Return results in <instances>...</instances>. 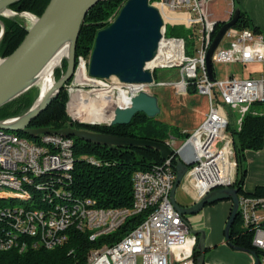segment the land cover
Wrapping results in <instances>:
<instances>
[{"label":"built area","instance_id":"2783aa9c","mask_svg":"<svg viewBox=\"0 0 264 264\" xmlns=\"http://www.w3.org/2000/svg\"><path fill=\"white\" fill-rule=\"evenodd\" d=\"M210 1L155 0L150 2L159 10L163 26L157 50L145 66L151 69L152 74L156 67L177 66L179 77L176 80L156 81L153 77L150 83H126L114 76L99 78L90 75H87L88 80H86L87 83L102 84L103 90H107L111 96L116 95L118 88L126 90V93L132 96L141 90L151 92V89L158 85H172L177 91H187L190 83H193L196 90L206 96L208 105L202 121L177 145V137L172 135L166 142L172 148L176 158L187 164L181 184H189L192 187L194 201L199 200L212 188L232 186L235 177L233 134L227 128L230 119L220 112L216 102L238 107L242 115L249 110L253 113L260 112L252 107V103H264V36L250 27L235 25L229 27L214 49L211 60L212 64L214 61L259 63L260 74L242 77L231 73L225 78L218 79L213 72L214 78H209L205 56L213 39L212 32L216 21L211 19L208 11ZM168 22L196 29L198 42L193 46V53L188 52L186 41L182 36L165 35ZM88 60L89 58L78 56L76 68L86 69ZM67 90L69 97L72 92L82 91V89L70 90L68 87ZM44 133L52 137V142L61 143L60 151H42L41 145L18 139V143H23V150H16V144L1 143L0 159L6 167L9 165L22 167V161H33V167L38 168L47 167L56 161H67L68 157L74 156L73 139L70 135ZM0 134H2L1 131ZM171 157L172 153L163 158L162 162L156 163L154 173H146L141 169L134 171L131 204L109 207L113 213L112 225L105 226L111 228L117 224L123 218L124 207L135 209V202H142V206L157 204L156 216L144 217L136 225L134 233L127 236L125 242L111 245V253L93 260L92 264H194L193 248L196 235L190 232V225L174 207L170 197L176 175ZM57 176L70 179L71 174ZM143 190H150L151 201H142ZM54 192L61 191L57 188ZM46 196L49 200V193H46ZM87 197L86 213L81 218L82 230L86 224H93L94 209L101 208V206H93L91 197ZM68 210L55 206L53 211L38 213L30 210L18 211L12 206H5L0 208V216H6L7 223L14 224L15 228L17 225H24L27 230L29 227H34L35 216L52 215L55 230H48L46 226L45 239L41 245L50 247L57 245V238L62 237V231L68 228L64 227V217ZM237 212L241 225L249 227L252 231V244L264 252V224H262L264 195L238 194ZM103 224H105L104 219ZM8 239V235L0 232V245L7 244ZM259 258L260 264H264V257L259 256Z\"/></svg>","mask_w":264,"mask_h":264},{"label":"trees","instance_id":"16d2710c","mask_svg":"<svg viewBox=\"0 0 264 264\" xmlns=\"http://www.w3.org/2000/svg\"><path fill=\"white\" fill-rule=\"evenodd\" d=\"M48 2L49 0H16L9 4L8 7L14 11V15H0L1 57L9 54L27 33L28 26L22 13L30 12L40 15ZM124 2L125 0H98L87 10L76 38L75 63H77L80 55L85 58L89 57L97 30L113 19ZM223 22V20L215 21L213 36ZM235 26H247L255 32H261L258 25L241 9H239V17ZM63 66H66L65 60H63ZM57 74H59V71H57ZM71 79L72 77L65 83H68ZM188 90H196L193 83L188 85ZM154 94L156 93L154 92ZM67 100V84H64L47 106L31 118L28 126H48L53 129H59L72 125L92 131L156 141L167 142L169 139V137L164 135V125L159 124L153 117L146 115L143 111L136 112L127 123L72 122L66 109ZM30 102L31 98L27 96L5 102L0 106V118L14 115L27 109ZM68 106L71 108L70 101H68ZM252 107L258 108L260 112L246 111L241 116V122L238 127L230 124L227 127L233 134V147L236 159L235 177L232 186L237 188V194L239 195L242 193L264 195V185H257L252 191H247L243 188L244 175L246 173L245 151L249 149L257 150L264 144V103L254 102ZM13 132L11 133L19 137L22 134L30 136L20 130H14ZM181 133L187 136L190 131L185 130L181 131ZM70 136L73 139L75 160L66 167L67 170L62 168L61 170L48 171L38 177L36 176V178H32L31 183H25L20 190H16L11 200H18L19 206L23 208H40L46 206L49 201L54 202L56 194L64 197L62 195L69 193L70 197L74 199H83L90 196L95 206H101L103 209L129 206L132 200V175L134 171L150 169L156 163L163 161L160 150L155 147L104 144L85 140L75 135ZM87 157L94 158V161L89 160ZM176 159V155L172 152L171 160L173 164ZM3 168L4 166L0 161V170ZM58 174H71V177L70 179H62L57 176ZM2 187L6 186L0 185V188ZM57 188L62 193L54 192ZM46 193H49V200H47ZM0 206H2L0 208H5V206L10 205ZM146 216L147 213L145 211L138 214L134 213V215L131 214V216L126 217L127 219L116 230L114 229L111 233L107 232L108 234H100L99 237H95L93 240L89 236V231L84 230V232L74 226H69L70 228L66 229V240L61 244L55 245L56 247L50 248L41 246L42 244L32 237L21 235L16 244L4 249V251H0V264H87L92 251L103 250L115 244L134 229ZM262 224H264V221ZM251 237V229L241 225L240 216L237 212L230 226L229 240L234 245L243 248H253L259 256L264 257V252L252 244ZM35 244L38 247H34ZM206 251L207 247H205ZM199 254V249L195 244L193 248L194 259Z\"/></svg>","mask_w":264,"mask_h":264},{"label":"water","instance_id":"95a60500","mask_svg":"<svg viewBox=\"0 0 264 264\" xmlns=\"http://www.w3.org/2000/svg\"><path fill=\"white\" fill-rule=\"evenodd\" d=\"M16 0H0V5L8 8ZM98 0H49L48 4L27 29L22 41L7 55L0 56V106L11 100L26 87V79L38 72L51 57L59 45L69 39L70 48L66 58V69L54 80L53 85L22 114L0 119V128L20 130L36 137L39 133L55 132L62 135H75L85 140L114 145H142L160 150L162 158L172 153V148L164 141L139 137L116 135L67 125L59 129L48 126L29 127L28 123L42 111L57 94L75 71V43L81 23L87 10ZM14 13V12H13ZM239 17V8H235L230 17L215 32L206 56L205 65L210 79L214 78L211 56L220 43L225 31L235 25ZM163 19L157 7L149 0H125L113 19L97 30L89 55L87 70L90 76L99 78L116 77L126 83H150L153 74L146 62L155 54L162 36ZM37 100V99H36ZM138 111L152 117L160 111L158 97L153 92L141 90L130 96L127 105L113 108L112 117L106 122L127 123ZM176 175L170 191L174 207L187 220L190 214L198 212L205 204L229 199L231 206L224 225L227 243L235 249H241L251 255L252 264H260L255 249L234 245L229 240L230 226L237 214L238 190L234 186H220L207 191L199 200L183 205L175 199V190L181 182L187 164L176 159L173 164ZM190 232L198 235L199 256L195 264H204L205 231L190 225Z\"/></svg>","mask_w":264,"mask_h":264},{"label":"bare ground","instance_id":"6f19581e","mask_svg":"<svg viewBox=\"0 0 264 264\" xmlns=\"http://www.w3.org/2000/svg\"><path fill=\"white\" fill-rule=\"evenodd\" d=\"M10 11L0 5V15L7 14ZM70 48V40L67 39L63 41L59 47L54 51L51 57L46 61L43 67L26 79V87L33 84H38L40 89V96L36 103L40 101L45 92L48 91L53 85V73L55 68L61 64L63 58L68 54ZM149 64V63H148ZM76 77L84 81L88 80L86 69L80 67L76 72ZM100 83V81H97ZM83 92L81 94V99L77 100L76 98H71L70 101L73 107L80 110L78 111L77 118L91 119L94 118L93 114L95 110H98L99 115H95V119L91 120H109L113 114V107L117 105H127L130 102V96L126 93V90L118 88L115 96H111L107 90L103 88H93L90 90H78V92ZM99 99L102 101L103 105H99ZM2 134H0V144H16V150H23V143H18V139H23L19 136L13 134V131L9 129L0 128ZM5 131V132H4ZM13 132V133H11ZM37 142H30L32 144L41 145V150L46 152H55L61 150V143L52 142V137L46 135L45 133H39ZM25 140V139H23ZM28 142V141H27ZM93 160V158H88ZM74 156L68 157L67 161H56L51 163L47 167H33V161H22V167H17L16 165H9L6 167V164L2 162L4 168L0 170V185L6 186L15 190L21 189L25 183H31L32 178H36L41 174H44L48 171L54 170H67L66 167L74 162ZM146 173H154L155 165L150 169L143 170ZM134 175V174H133ZM61 193V192H56ZM56 194V201H49L44 207H13L18 211H36L38 213H48L55 209V206H58L61 209H69L67 215L64 217V227L74 226L75 228L82 230V221L81 218L85 216L86 213V204H88V197L83 199H74L70 197V194L62 195ZM63 198V199H62ZM67 198V199H65ZM48 200V199H47ZM142 201H151L150 190L142 191ZM92 205L95 206L94 201L91 199ZM71 208V209H70ZM145 211L147 213L146 217H155L157 214V204H150V206H142V202H135L134 207H129L123 209V218L117 223L114 224L111 228L105 225H112L113 213L110 209L95 208L93 214V224H86L84 230L89 231V236L93 240L95 237H99L103 233H111V231L116 230V228L125 220L127 216L134 215V213H142ZM103 219L104 223L103 224ZM46 226L48 230H55V221L52 215H37L34 218V227H29L27 230L24 225H17L15 228L14 224L7 223L6 216H0V232L3 235H8V243L0 245V251L10 248L12 245L16 244L18 238L21 235L34 238V240L40 242L43 245V240L45 239ZM69 227V228H70ZM83 230V231H84ZM84 231V232H85ZM135 228L123 236L115 244L123 243L126 241V238L129 234H133ZM107 233V234H108ZM66 231H62V237L57 238V245L61 244L66 240ZM35 241V242H36ZM36 244H38L36 242ZM35 244V246H36ZM52 245L50 247H53ZM48 247V248H50ZM56 247V246H55ZM111 253V246L103 250H95L90 254L89 261L87 264H92L93 260L99 259L102 255Z\"/></svg>","mask_w":264,"mask_h":264},{"label":"rangeland","instance_id":"374dc122","mask_svg":"<svg viewBox=\"0 0 264 264\" xmlns=\"http://www.w3.org/2000/svg\"><path fill=\"white\" fill-rule=\"evenodd\" d=\"M153 1L155 0H150V2H153ZM226 7L227 5L225 4L224 0L210 1V3L208 4V9L209 11L212 12L210 15L211 19L226 21L228 19L227 14L225 12ZM7 9L10 12L7 14H2V15H5V16L14 15L13 13L14 11L12 9H10L9 7ZM22 16L25 18V22L27 26L29 27L30 24L33 22V20L38 15H35L30 12H23ZM165 35L166 36H182L186 41L187 50L189 53H193V46L198 42L197 40L198 33L196 32V29L194 27L189 28L184 25L171 24L168 22L166 24ZM261 35L264 36L263 33H261ZM63 60L66 61V58L64 57ZM63 60L61 64L55 68L54 73H53V80H57L61 76V74L64 73L66 66H63ZM76 64L77 63H75V72L72 75V79L68 83H65L67 84L68 89L70 88V90H78V89L90 90L93 88H101V87L103 88L102 84L100 85L96 83H87V81L85 82L82 79H78L76 77V71L78 69V67L76 68L77 66ZM87 65H88V61L86 63V73L87 75H89L88 70H87ZM212 68L214 70L215 77L220 79V78L227 77L231 73L235 74L236 76H242V77H245L247 75H259L260 70H261V65L259 63L243 64L241 62H216L214 61L212 64ZM57 71H59V74H57ZM153 77L156 81L160 79L176 80L179 77L178 67L177 66L156 67L153 73ZM151 92L156 93L158 97L159 106H160V111L155 116H152V117L155 119L156 122L164 125L163 127H164L165 136L170 137L172 135V136L178 137L177 142H176V145H177L185 137L181 133V130L187 129L188 131H192L202 121L203 114L205 113L207 105H208L207 98L205 95L201 94L198 90L177 91L172 85H158L155 88H152ZM82 93L83 92H80V91L72 92L70 97L80 100ZM24 96L31 98V102L28 106L29 108L35 101L38 100L40 96V89H39L38 84H33L29 86L28 88L23 90L21 93H19L17 96H15L12 99H21ZM70 97L68 95V100L66 102V109L70 117V121L72 122L74 121L76 122H107L108 121V120H91V119L96 118L95 115H99L98 110H95V113L93 114L94 118H91V119H84L81 117L77 118V113L78 111L80 113V110L72 106ZM68 101H70L71 108H69L68 106ZM99 105H103L100 99H99ZM216 105L218 106L220 112L226 114L229 117L230 119L229 124L231 126L237 127L239 125V119H240V116L242 115V112L239 110L238 107L234 108V107H231L229 104H224L219 101L216 102ZM27 109H24L23 111L16 113L14 115L6 116L4 118L11 117V116H18L19 114L24 113ZM10 131H14V130H10ZM20 137L25 139L28 142L38 141L36 137L28 136L25 134H22ZM250 151L253 152L256 150L251 149ZM245 163H246V173L244 175V181H245V177L247 174L246 155H245ZM180 185H181V182L177 186L176 195L180 189ZM15 193H16L15 189H12L9 187L0 188V197H4L0 199V205H10V206L12 205L14 207H22V206H19L20 203L18 202V200H11V197H13ZM54 201H56V199ZM195 244L197 247L198 235H196ZM205 247L207 246L205 245ZM208 254H209V251H206L205 257L208 256ZM227 258L233 263L235 261L238 262L240 259L237 253H232L228 255ZM195 261L196 259H194V264H195Z\"/></svg>","mask_w":264,"mask_h":264},{"label":"crops","instance_id":"0c3cea01","mask_svg":"<svg viewBox=\"0 0 264 264\" xmlns=\"http://www.w3.org/2000/svg\"><path fill=\"white\" fill-rule=\"evenodd\" d=\"M224 2L227 5L225 9L227 18L230 17L235 8H239L246 12L252 21L258 25L261 33L264 34V0H224ZM209 12L211 15L212 12ZM181 131H185V129ZM186 131L188 130L186 129ZM245 155L247 157V174L243 188L252 191L257 185H264V144L259 150L253 152L250 149L246 150ZM176 191L175 199L179 203L190 205L194 201L193 189L189 184H181L177 195ZM230 206L231 201L229 199H222L205 204L198 212L188 216L191 227L202 228L205 231V245L209 254L206 257L204 255V264H252L253 262L250 254L241 251V249L233 248L225 240L223 226ZM232 253H237L240 257L238 262L233 263L228 260L227 256Z\"/></svg>","mask_w":264,"mask_h":264}]
</instances>
